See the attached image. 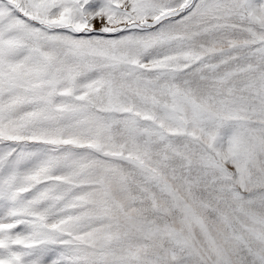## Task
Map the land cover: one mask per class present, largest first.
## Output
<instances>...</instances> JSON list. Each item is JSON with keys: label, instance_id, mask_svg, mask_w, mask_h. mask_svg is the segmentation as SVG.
<instances>
[{"label": "snow or ice", "instance_id": "snow-or-ice-1", "mask_svg": "<svg viewBox=\"0 0 264 264\" xmlns=\"http://www.w3.org/2000/svg\"><path fill=\"white\" fill-rule=\"evenodd\" d=\"M0 264H264V0H0Z\"/></svg>", "mask_w": 264, "mask_h": 264}]
</instances>
